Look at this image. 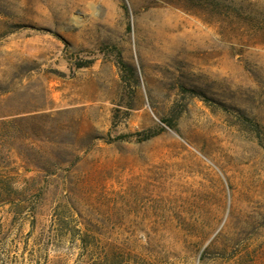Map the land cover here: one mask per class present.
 <instances>
[{
  "label": "rangeland",
  "instance_id": "374dc122",
  "mask_svg": "<svg viewBox=\"0 0 264 264\" xmlns=\"http://www.w3.org/2000/svg\"><path fill=\"white\" fill-rule=\"evenodd\" d=\"M0 176V264H264V0H0Z\"/></svg>",
  "mask_w": 264,
  "mask_h": 264
},
{
  "label": "trees",
  "instance_id": "16d2710c",
  "mask_svg": "<svg viewBox=\"0 0 264 264\" xmlns=\"http://www.w3.org/2000/svg\"><path fill=\"white\" fill-rule=\"evenodd\" d=\"M121 65L124 66V64L122 62H121ZM2 184L6 185L7 187H10L12 185V184H10L8 182L7 179H5V178H3V177L0 176V185H2Z\"/></svg>",
  "mask_w": 264,
  "mask_h": 264
}]
</instances>
